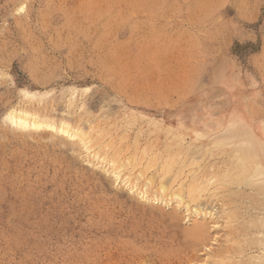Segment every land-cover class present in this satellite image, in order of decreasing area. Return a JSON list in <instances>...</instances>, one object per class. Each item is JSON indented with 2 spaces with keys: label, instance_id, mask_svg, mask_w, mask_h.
Segmentation results:
<instances>
[{
  "label": "rangeland",
  "instance_id": "rangeland-1",
  "mask_svg": "<svg viewBox=\"0 0 264 264\" xmlns=\"http://www.w3.org/2000/svg\"><path fill=\"white\" fill-rule=\"evenodd\" d=\"M150 122L184 135L181 171L162 174L167 139ZM216 141L264 174V0H0V264H245L264 242V215L248 216L263 213V175L253 198L228 197L214 173L229 154L202 160ZM192 178L200 213L168 196Z\"/></svg>",
  "mask_w": 264,
  "mask_h": 264
},
{
  "label": "bare ground",
  "instance_id": "bare-ground-1",
  "mask_svg": "<svg viewBox=\"0 0 264 264\" xmlns=\"http://www.w3.org/2000/svg\"><path fill=\"white\" fill-rule=\"evenodd\" d=\"M29 116H30V114L28 112L23 111L21 114H19L18 118L20 119V121H28V119L30 118ZM33 124L37 125V126L45 125L48 127H54L53 124L39 120L37 117H34ZM148 125H149V130H150L149 133L150 134H153V133L157 134L156 138H160V137L163 138V135H164L167 139V142L161 151L162 154L164 152L167 153V156H161L163 158L162 162H161V168H160L162 174L171 173L176 168L180 169V167H182L181 166L182 164H180L179 162L182 159L181 158L182 155H184L185 151H186V148L183 147V145H182V142L184 140V135L179 131L178 132L174 131L171 128L170 124L167 125L164 123L150 122V124L148 123ZM60 130L64 133H68L69 135H71L73 137H75V136L79 137L83 142H85V146L87 148L90 147L89 146L90 144H93L95 142V140H93V136L90 133H84L80 130L70 131V128L67 125L66 126L62 125ZM241 141L246 143V147L249 145H255L256 144L253 142V140L251 141V138L250 139L242 138ZM222 143L223 142H220V141H216L214 143H210V142L205 143V148L203 149V153H202V160H204L207 155L210 156V155H214V154L228 153L229 158L227 160H225V162H223L222 170L214 173V177L217 178L219 181H221L220 183L232 185V187H229V189L227 190L226 194L228 195V197L231 198L233 196H241L246 200L253 198L255 196V194L258 192V189L255 190V187L259 186V184L256 183L257 181L255 182L254 177H257V176L261 177V175H263V177H261L259 179L264 181L263 180L264 174L262 173L260 176H259V173L256 174L257 168L251 167L249 165L248 158L245 157V154H247V153L241 152L237 149H234L233 147L229 148V149L228 148L224 149L225 146L222 145ZM134 144H136L135 148L137 149L138 148L137 139H136ZM156 144H157V142L155 143L154 141L147 143V145L145 146V149H144V153L150 154L151 152H153L154 148L156 147ZM124 151L125 150L123 147H121V149L119 148V150L115 151L114 154L109 159V162L112 163L114 169L118 172V174L123 172V169L125 168V167L123 168V166L120 165L119 162H117L119 160V159L117 160V158H119V156ZM115 155L116 156L118 155V157L116 158ZM97 156H99V154H97ZM103 158L105 159V157H103ZM127 158H128V161L130 162V164L133 163V161L137 160L136 154L135 155H129ZM158 159L160 160V158H158V156L156 154H153V156L150 157L148 163L145 165L144 170L147 171L151 167H154L157 164ZM191 164H193V163H191ZM195 164H199V163L196 161V162H194V165ZM145 171H143L141 173L143 174ZM179 171H181V169ZM198 172H204L205 173V169H203V170L200 169V171H198ZM194 177H195V175H193V178ZM193 178L190 179L188 184L182 183L181 187L178 190H176L174 192L172 191L170 194H168V196L174 195L175 197L178 198L179 202L183 203V205H186V207L189 210H191V212L200 213L202 210L200 208H197L198 206L195 207L194 209L191 208V201H189L188 199L196 201V199L199 196V193L206 190L205 178L202 179L201 182H198V180L196 178L195 179H193ZM125 179L127 180V182L132 184V188L139 189L140 193H142L143 196L149 197L152 199H156V200L163 199V198L165 199V196L169 190V186H167L166 182L162 181L159 184L160 191H157L155 193H151L150 185H152L155 182V179L152 176H150L148 178L149 183L143 184L141 187L139 186L137 181H133L130 177L126 176ZM259 179H258V181L261 182V180H259ZM185 196H188V199H186ZM223 205H225V204H223ZM239 206L240 205L235 204L234 207L226 208L225 210H223V213L226 214L227 216H231V217L233 216L234 217L237 215L236 210L239 208ZM249 208H251V207H249ZM217 214L218 213L216 211L213 212L212 210H207V209L205 210V218L208 215H210V216L212 215L215 217V216H217ZM259 215H261L260 217H262L264 215V209H263L262 214H255L254 215L252 211L248 213V216H251V217L252 216H259ZM262 218L264 219V217H262ZM192 228H193V230H195L194 233L195 232L196 233L197 232L204 233L205 231L209 230V226L207 225V221L202 222V221L197 220L194 222V225ZM256 234H257V236L254 238L261 239L262 241H264V236H263L264 230L261 232H256ZM245 236H255V232L250 233L248 231L245 233ZM247 255H248V257H247ZM247 255L242 254V257H241V260H239L240 261L239 263H245L246 264L247 262H249L250 264H259L260 261L262 260V256L264 257V242H263L262 246H258L256 248L251 247L250 250L248 251ZM248 258L250 260H247Z\"/></svg>",
  "mask_w": 264,
  "mask_h": 264
}]
</instances>
